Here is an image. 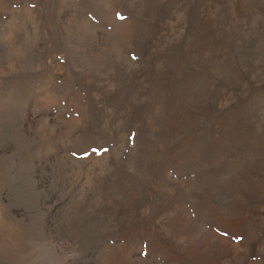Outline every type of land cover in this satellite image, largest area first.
<instances>
[{
  "label": "rangeland",
  "instance_id": "obj_1",
  "mask_svg": "<svg viewBox=\"0 0 264 264\" xmlns=\"http://www.w3.org/2000/svg\"><path fill=\"white\" fill-rule=\"evenodd\" d=\"M0 264H264V0H0Z\"/></svg>",
  "mask_w": 264,
  "mask_h": 264
}]
</instances>
